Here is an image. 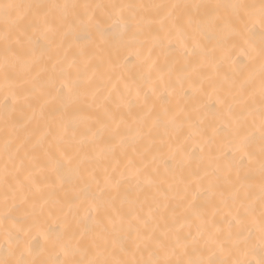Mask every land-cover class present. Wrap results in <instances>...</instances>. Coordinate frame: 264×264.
Wrapping results in <instances>:
<instances>
[{
  "label": "snow or ice",
  "instance_id": "obj_1",
  "mask_svg": "<svg viewBox=\"0 0 264 264\" xmlns=\"http://www.w3.org/2000/svg\"><path fill=\"white\" fill-rule=\"evenodd\" d=\"M0 264H264V0H0Z\"/></svg>",
  "mask_w": 264,
  "mask_h": 264
}]
</instances>
